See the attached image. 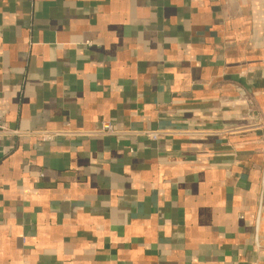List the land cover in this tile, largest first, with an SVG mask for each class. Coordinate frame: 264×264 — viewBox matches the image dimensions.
Wrapping results in <instances>:
<instances>
[{
	"label": "crops",
	"instance_id": "obj_1",
	"mask_svg": "<svg viewBox=\"0 0 264 264\" xmlns=\"http://www.w3.org/2000/svg\"><path fill=\"white\" fill-rule=\"evenodd\" d=\"M89 42V43H87ZM264 0H0V264H264Z\"/></svg>",
	"mask_w": 264,
	"mask_h": 264
},
{
	"label": "built area",
	"instance_id": "obj_2",
	"mask_svg": "<svg viewBox=\"0 0 264 264\" xmlns=\"http://www.w3.org/2000/svg\"><path fill=\"white\" fill-rule=\"evenodd\" d=\"M89 43V42H87ZM238 97L246 104L247 113L244 120L236 123L224 124L219 128L207 129H187L186 134L198 136H214L220 138H228L232 135H240L245 133H257L259 138L264 141V114L253 98L248 97V93L243 88L238 91ZM164 132L158 130H126L113 126L110 122L104 121L99 128L93 130H82L77 128H61V129H27L22 130L11 127L0 114V137H34L39 141H50L56 137H78V136H132L144 135L152 139H156ZM264 144V143H263Z\"/></svg>",
	"mask_w": 264,
	"mask_h": 264
},
{
	"label": "water",
	"instance_id": "obj_3",
	"mask_svg": "<svg viewBox=\"0 0 264 264\" xmlns=\"http://www.w3.org/2000/svg\"><path fill=\"white\" fill-rule=\"evenodd\" d=\"M262 110V109H261ZM263 112V111H262ZM264 114V113H263Z\"/></svg>",
	"mask_w": 264,
	"mask_h": 264
}]
</instances>
